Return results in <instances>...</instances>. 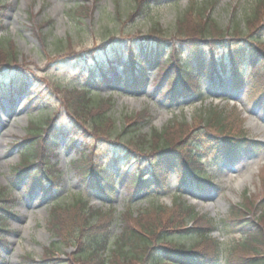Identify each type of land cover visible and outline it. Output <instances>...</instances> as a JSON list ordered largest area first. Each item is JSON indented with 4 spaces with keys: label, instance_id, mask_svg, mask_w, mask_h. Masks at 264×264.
Wrapping results in <instances>:
<instances>
[{
    "label": "rangeland",
    "instance_id": "1",
    "mask_svg": "<svg viewBox=\"0 0 264 264\" xmlns=\"http://www.w3.org/2000/svg\"><path fill=\"white\" fill-rule=\"evenodd\" d=\"M205 1L207 0H0V39L9 41L6 51L13 55L8 58L1 55L0 83L18 77L20 83L24 81L26 85L25 92L15 96L11 102H0V132H3L2 135L7 132L5 137L0 136V227L7 229L0 230V239H3L0 241V264H41L46 251L52 249L55 242L59 243H55L53 247L57 264H68L67 261L79 252V247L70 240L81 237L79 240L82 241V235L95 228L94 232H108L111 235L109 242L113 243L123 231L122 218L125 214L129 211L135 215L147 213L149 210H157V206L169 211L175 221L181 218V231L192 230L194 225L198 228L204 225L191 220L188 213L183 212V208L188 207L194 208L205 219L230 218L234 223L242 221L238 225L240 231H244L243 227L247 223L256 226L251 228H264V208L260 206L252 209L250 206L251 202L255 204L264 199V71L257 75L261 68L253 72L246 65L243 69L246 82L241 92H230L227 99L222 95L212 94L206 99H187L177 106L171 104L167 97L164 98L166 84L161 87L156 84L163 68L159 73L155 67L148 71L147 82L140 90L106 84L93 89L98 99L110 101V106L106 103L104 105L111 111L110 115L115 120V132L118 134L126 127L127 116L140 115L147 120L146 123L139 124L138 130L131 129L124 133L123 140L129 139L132 133L134 136L146 137L145 142L148 143L164 139L176 144L178 149H187L191 140L197 145L202 144L194 138L195 132L184 131L187 127L185 122L191 119L193 123L190 128L193 131L202 129V126L198 128L199 122L194 119L198 118L202 110L207 113L213 111L212 115L216 116L226 115V110L234 112L242 120L241 131L249 134L256 143L247 146L251 150L223 163L215 160L214 152H201L197 159L194 156L192 166L196 170L198 167L203 168L197 172L200 175L205 173L212 179L209 188L199 191L186 187L179 192V178L172 171L166 176L165 190H151L133 197L131 193L134 191L128 194L126 187L117 186L113 195L94 192L88 196L83 192L81 171L73 167V163H79L80 167L85 157L87 160L95 158L97 161L98 157L110 159L116 148L110 146L116 144V141L109 143L107 140L93 138L87 128L76 121L71 122L70 115L66 113L64 98L68 94L64 88L82 86L78 78L80 63L73 59L110 41L128 44L134 39L147 37L154 27L167 37V40L163 39L167 43V49H174L175 46L185 48L187 40L180 42L183 38L180 31L186 29L195 32L198 29L202 16L195 10L190 13V10L196 3L200 6ZM258 3L259 0H215L210 17L224 31H233L239 27L242 36L250 38L255 46L264 50V34L252 31L261 23L254 21L248 27L246 22L248 16L254 13L258 19L264 17V7L258 6ZM174 53L175 58L181 59L183 53ZM101 55L104 57L103 53ZM66 60V64L61 63ZM5 66L13 67L4 68ZM118 72L123 74L122 70ZM228 77L227 87L231 82L230 76ZM200 86L205 88L208 84L202 81ZM71 92L70 90L69 93ZM31 99L33 100L30 101ZM234 104L236 107H231ZM47 118L53 127L60 124L68 132L73 131V135L78 134L71 144L70 138L59 137L60 140L54 146L56 152L49 157L47 151L41 150L43 156L40 157L36 170L44 171L58 183L57 188L49 193L38 188L29 190V181L34 179L32 176L35 170H30V175L22 182H14L15 173L22 166L21 161L27 148L36 147L38 151L39 145L43 143L39 144V138H34L37 135L28 134L31 131L30 124L43 123ZM5 119L9 122L6 123ZM156 132L159 136L155 137L153 133ZM42 133L44 132H37ZM195 144H189L187 150L190 154L195 152ZM127 162L128 167L131 166L132 162ZM44 163L47 166L43 169ZM7 195L14 202L7 204L4 201ZM83 196L90 198V206L96 211L95 215L82 214L78 210H74L73 214H63L64 224L71 227V233L64 239L54 234L59 217L53 216L52 206L73 205L75 199ZM179 200H182L181 205L177 203ZM3 206L12 207L14 214L5 215ZM110 210L114 220L107 224L103 222L106 217L102 213ZM236 212L243 214L242 217L232 218L231 214ZM88 225L93 228L89 229ZM204 228L207 229L206 225ZM231 233L232 228L228 227L220 230V233L218 231L211 234L212 240L224 244L220 259L225 261L228 252V262L231 255L243 260L251 259L254 254L244 251L240 246L236 247L234 253L231 249L225 250L233 238L239 237L238 234L232 236ZM170 239L190 247L199 238L198 235L172 233ZM109 250L108 247L104 251L105 259L110 256ZM26 258L32 261L28 262ZM115 263L118 264V261Z\"/></svg>",
    "mask_w": 264,
    "mask_h": 264
},
{
    "label": "trees",
    "instance_id": "2",
    "mask_svg": "<svg viewBox=\"0 0 264 264\" xmlns=\"http://www.w3.org/2000/svg\"><path fill=\"white\" fill-rule=\"evenodd\" d=\"M214 4L215 1L212 0V4L209 7V4H206L204 7H200L201 9L194 5L192 7L193 9L190 10V13L195 10L198 15L202 16L198 29L195 32L186 29L180 31V34L183 36V38L180 39V42L187 40L186 45L189 43L195 48L201 47V53L199 52L200 54L198 55V52L195 53L192 51V54L188 56L189 58L186 62H182V60L176 58V66L172 64L174 63L175 54L171 57L172 61H170L162 72L163 76L161 77V80L165 82L168 79L171 84H174V86L177 85L176 88H173V93L186 90L185 85H189L190 76L197 79L199 76L204 75L209 67H212V70H214L215 73H218L216 68L220 65L223 71L231 68L234 74H237L239 73L242 64L245 61H249L253 66V72L261 68L257 75H260L262 70L264 71V50H260L257 45L255 46L250 38L247 39L242 36L238 30L239 27L235 28L233 31H231V29L227 31L221 29L210 17L209 12ZM259 5L264 7V0H259L258 6ZM254 21H259L261 24L254 27L252 31L257 33L261 31V34H264V17L258 19L255 13L252 16H248L246 21L247 26L249 27ZM154 31H156V29H154ZM154 31L152 30V35L148 36V39L141 42V44L152 43L151 48H153V50L163 49V44L160 39H163L164 37L162 38L158 31ZM247 33L249 32L247 31ZM132 43L133 46L127 45V47L131 48L129 55H126L127 52L124 54L122 47L123 45L125 47L126 44H115V46L112 47V54H107L110 62L108 63L107 61L101 60L99 61V64L95 65L96 69H94L93 73H97V75L94 79H99V77H102L103 80L107 79V74L104 72V69L106 68L109 71H113L116 67H122L126 71L124 77L125 82H130L133 87H140L142 81L139 84V82H136V77L132 75L135 71L134 68L137 66L141 70L145 60H149L150 64L157 63L158 56L156 57V55H154L153 58L149 59L141 58V54L135 52V49L142 50L140 39H134ZM160 43L161 45H158ZM9 45L10 44L7 41L4 42L0 40V58L1 55H5V58L13 56L6 51ZM138 46L141 47L139 48ZM175 50L177 53L179 52V49ZM72 51L73 50H71V52ZM131 52L134 53V56ZM218 55H226L227 58L221 57V59H219ZM81 56L86 58L88 55L81 54ZM113 75H115V78L119 82L121 81L117 72ZM90 80H92L91 77ZM2 86L4 85H1L0 87ZM18 89L19 87L13 83L11 86L9 85L0 90V97L2 98L4 95L6 96L10 92L17 91ZM69 92L70 91L65 92L68 95L64 98V107L67 109L68 114L77 123L82 124L87 128L93 138H99L103 141L107 140L109 143L117 140L116 144L123 148V153L126 155V158H134L135 170L130 173L128 172L126 177L124 176L122 178L123 184H128V188L133 189L137 193L138 191L148 189L151 186H154V188L159 187L160 183L165 181L164 177L167 172L173 169L178 171L179 177H181L184 182L187 180L191 181L190 179L193 181L199 180V176H197L193 170L190 171L189 169L184 168L177 157L180 155V157H183V160L184 158H192V155L186 148L178 149V146H176L175 143V145H173L170 142L164 143V141L159 142L158 140L148 143L145 142L146 137L141 135L134 136L132 133L129 135V139L124 142L121 141V135H124V133L131 129H139V124L144 121L142 116L134 115L125 117L126 127L124 131L121 134H116V132H114L116 128L115 120L110 117L109 108H106L104 105V103H106L107 106H110V101L102 98L97 99L91 96L90 92L85 90H74L71 93ZM197 94L200 95L201 93L198 92ZM241 121L242 120H240L234 112L229 111L223 116L212 114L208 117L202 116V119L200 120V122L205 124L204 127L207 129H205V131H208L209 134H211L210 138H212V140L220 141L223 139L226 142H230V144L235 140H243L244 133L240 128ZM30 127L31 134L35 133L34 135H37V131L41 129V125L35 123H31ZM42 128L47 130L50 129L52 131L47 138L42 137L39 139V144L40 142H43L39 145V150H42L43 152L47 151L49 157V155L54 154L53 146L58 140L55 136L56 129L48 126V119ZM185 128L184 131L186 133H189V131L190 133L194 132L189 125ZM57 131L59 132L61 130L59 129ZM153 136L156 137L159 135L156 132L153 133ZM44 143H46V146H44ZM189 144H191V141ZM146 146H148V148ZM233 148H235L234 145L231 147V150ZM39 150L37 151L36 147L27 148L24 158L22 159L24 165L19 168L17 174L21 173L23 169L28 170L30 166L37 165V161L43 156L42 151L41 154H38V152H40ZM101 161L95 159L89 160V158L87 160L85 157L81 163L82 166L80 165V167H78L79 163H73V167L78 171H81L82 182L85 183L86 189H88L89 192L94 193L93 191L95 189L104 190L105 187L114 185L112 180L114 175L112 174L110 167H107L106 164ZM176 163L178 164L176 165ZM4 201L9 204L13 202V199L8 196L7 199L4 198ZM250 206L252 209L255 208L253 202L250 203ZM262 206H264V200ZM257 207H260V205H257ZM157 208V210H149L147 213L140 212L138 215L129 211L128 214L123 216V231L114 241L110 256H108L107 259L102 255H99V252L107 248V240L109 237L108 232H94V228L92 231L88 230L87 234L82 235V241L79 240L81 237L75 238L80 244L78 246L79 252L74 258H71V260L68 261V264H117L115 263L117 261L118 264H218L217 256L219 251H216L218 243L217 241L212 240L207 234L211 229L212 223L195 213L193 220L195 219V222L206 225L207 229L204 228V225H202L201 228L194 225L192 230L181 231L179 230L182 226L181 218L175 221L169 211L161 207L159 208L158 206ZM10 209L11 207L8 206V208L4 207L2 210L8 214L10 213ZM183 209V212L189 214L194 212L193 209ZM74 210H78L82 214L86 213L95 215L96 213V211L94 212L89 207V203L85 198L79 197L75 199L73 205H56L52 207V213L53 216H58L59 220L57 222L58 227L54 228V234L63 237V239L68 238L67 236L71 233V227L64 224L65 215L63 214H73ZM102 215L106 217L103 221L104 223L111 224L113 222L114 216L111 210L108 211V213H102ZM242 215L243 214L236 212L234 213V218L242 217ZM222 223L226 226L225 221H222L221 224ZM215 226L217 225L215 224ZM251 226L256 227L250 223H247V225L243 227V241L240 242L242 243L240 247L243 248L244 251L254 254V256L249 260L231 257L229 260L231 264H264V228L261 229L258 227V229H255L251 228ZM109 227L111 226L109 225ZM88 228L92 229L93 226L88 225ZM172 233L180 235L188 234L189 236L197 234L199 239L196 240L193 246L188 247L184 243L181 244L170 239ZM72 241L74 240H70V242ZM54 245L55 243L51 247L52 249L46 251L41 264H54V262L57 261V259H55L56 252L53 248ZM113 258H116V260H112ZM25 260L28 262L32 261L29 258H26Z\"/></svg>",
    "mask_w": 264,
    "mask_h": 264
},
{
    "label": "bare ground",
    "instance_id": "3",
    "mask_svg": "<svg viewBox=\"0 0 264 264\" xmlns=\"http://www.w3.org/2000/svg\"><path fill=\"white\" fill-rule=\"evenodd\" d=\"M6 120V123H8L9 122V120H7V119H5ZM7 133V132H6ZM6 133H4V135H2L3 134V132H0V136L2 135L3 137H5V135H6ZM1 144V143H0Z\"/></svg>",
    "mask_w": 264,
    "mask_h": 264
}]
</instances>
